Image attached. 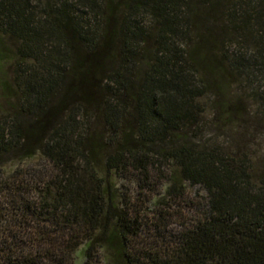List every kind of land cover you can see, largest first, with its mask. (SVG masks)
Segmentation results:
<instances>
[{
    "label": "trees",
    "instance_id": "trees-1",
    "mask_svg": "<svg viewBox=\"0 0 264 264\" xmlns=\"http://www.w3.org/2000/svg\"><path fill=\"white\" fill-rule=\"evenodd\" d=\"M0 42V264H264V149L202 138L264 134V0H0Z\"/></svg>",
    "mask_w": 264,
    "mask_h": 264
},
{
    "label": "rangeland",
    "instance_id": "rangeland-1",
    "mask_svg": "<svg viewBox=\"0 0 264 264\" xmlns=\"http://www.w3.org/2000/svg\"><path fill=\"white\" fill-rule=\"evenodd\" d=\"M10 45H8L7 43H4V46L3 47H9ZM2 47V42H0V51H4ZM8 55V53H7ZM5 57V59H0V110L2 109H5L7 108V105L8 103L10 102L11 103V100L9 97H8V94H7V89L4 87V85L1 84V81L4 80V79H9V76H10V73H11V65H10V56H7ZM1 58V57H0ZM212 114V113H210ZM209 113L207 114V119L208 121L210 120V115ZM239 130L240 129H236V131L234 129H231V128H224V127H219L217 128V126H213L210 124V126H208L206 128V130L204 131L203 133V139H207V140H211V141H214L216 143H223L224 145H230L229 142H231L232 140L234 141V139L237 137L240 138V140L238 141V144L241 143H245V144H255L253 149H258L261 151V154L263 153V149H264V134L262 133V130L258 129V131H249L247 135L243 136V134L239 133ZM255 133V134H253ZM231 146V145H230ZM227 147V146H225ZM253 150V151H254ZM255 155H259L258 153L255 154ZM34 163L35 164V160L32 161V160H25L23 162H21L20 164L23 165V166H26L27 164L29 163ZM18 163V161H13V162H5L3 163V167L1 168V172L2 175L3 173L6 171H10V169L13 167V166H16V164ZM36 168H38L36 166ZM39 169V168H38ZM4 173V174H5ZM155 178V177H153ZM154 183H152L151 185H155L157 183L156 180H153ZM155 187V191L156 192H161L160 196L163 194L162 190H160L159 186H154ZM191 191V193H194L196 190H198V187H192V188H187V191ZM86 248H87V245L84 244V245H81L80 247H78V249L75 251V260H76V263L77 264H84V261H85V253H86ZM106 251L104 250H98L96 252V261L98 264H109L107 261L108 259L106 260Z\"/></svg>",
    "mask_w": 264,
    "mask_h": 264
}]
</instances>
